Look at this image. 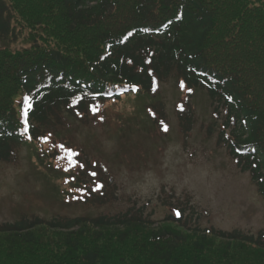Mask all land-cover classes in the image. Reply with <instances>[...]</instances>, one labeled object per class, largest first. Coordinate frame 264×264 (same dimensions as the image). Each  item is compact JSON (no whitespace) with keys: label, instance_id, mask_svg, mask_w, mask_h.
Returning <instances> with one entry per match:
<instances>
[{"label":"trees","instance_id":"16d2710c","mask_svg":"<svg viewBox=\"0 0 264 264\" xmlns=\"http://www.w3.org/2000/svg\"><path fill=\"white\" fill-rule=\"evenodd\" d=\"M173 78L186 101L206 92L210 130L264 199V0H0V163L27 147L63 164L64 149H78L66 136L70 120L104 124L133 86L136 100H151L147 114L163 133L155 98ZM178 117L182 132L191 131L192 113ZM97 174L88 183L110 188ZM111 198L90 193L86 205ZM180 212L161 222L142 210L22 217L0 225V264H264V230L207 231Z\"/></svg>","mask_w":264,"mask_h":264},{"label":"rangeland","instance_id":"374dc122","mask_svg":"<svg viewBox=\"0 0 264 264\" xmlns=\"http://www.w3.org/2000/svg\"><path fill=\"white\" fill-rule=\"evenodd\" d=\"M181 98L175 78L163 83L155 98L170 126L167 135L159 133L147 114L149 98L129 97L110 107L104 124L70 120V146L85 147L84 157L110 171L112 205L78 204L79 193L65 181L77 178L78 172L50 168L31 148H23L16 161L0 164V224L32 215L78 217L130 210H142L161 222L178 208L190 224L199 220L203 229L257 235L264 229V200L250 174L242 173L218 145L219 131L209 133L213 111L206 93L192 99L196 123L188 134L182 133L176 113ZM59 159L62 167L73 162L71 155ZM85 179L89 182L90 175L85 173Z\"/></svg>","mask_w":264,"mask_h":264},{"label":"snow or ice","instance_id":"6c2138e0","mask_svg":"<svg viewBox=\"0 0 264 264\" xmlns=\"http://www.w3.org/2000/svg\"><path fill=\"white\" fill-rule=\"evenodd\" d=\"M129 35H131V33H129ZM180 87H181L182 89L184 88V83H183V81L181 82ZM153 90H155V89H153ZM188 91L191 92V89H188ZM24 103H25V105H26V107H25L24 110H23V117H24V123H25V129H24V130H25V132H27V131H28V128H27V116H28V109L31 107V104L28 102V98H27V97L25 98ZM97 110H98V108H96V107H93V108H92V111H93L94 113H95ZM180 110H181V111L183 110L182 106H181V109H180ZM153 115H154V113H153ZM161 124L163 125V130H164V131H167V125L164 124L163 121H161ZM42 139L45 140V141L47 140V138H42ZM59 147H60V148H63L64 146H63V145H60ZM68 151L71 153V150H68ZM72 155H79V154H78V153H72ZM72 166L74 167V166H75V163H73ZM80 167L83 168L84 165H80ZM65 170L67 171V169H65ZM90 175L93 176V177H95V176H96V173H95V172H91ZM73 179H75V177H73ZM100 187H102V185L97 184L96 188H94L93 190H94V191H95V190H98ZM175 213H176V216H177V217H179V216L181 215V213H180L179 210H175Z\"/></svg>","mask_w":264,"mask_h":264}]
</instances>
